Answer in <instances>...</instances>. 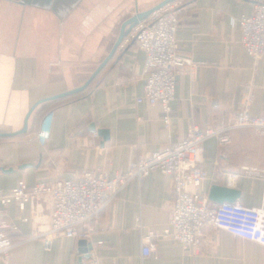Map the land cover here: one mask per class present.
<instances>
[{
    "label": "crops",
    "instance_id": "crops-1",
    "mask_svg": "<svg viewBox=\"0 0 264 264\" xmlns=\"http://www.w3.org/2000/svg\"><path fill=\"white\" fill-rule=\"evenodd\" d=\"M162 1L0 0V134L19 131L37 101L83 86L110 53L123 21ZM183 2L178 52L199 64L193 75L177 77L169 126L160 105L136 102L145 82L144 53L131 42L83 90L40 104L28 132L0 136V189L19 180L33 186L70 179L83 169L115 177L131 160L185 138L192 127L229 117L247 97L250 113L264 115V56L253 61L241 43L239 19L252 13L251 2ZM42 128L49 130L45 143L37 136ZM231 136L225 146L214 138L204 142L203 188L208 195L213 183L226 185L239 193L234 203L264 206V136L249 128ZM172 199L170 176L152 171L100 211L90 239L56 236L49 251L35 235L49 224L50 197L31 199L23 210L11 203L6 216L17 230L0 264H264L263 245L222 229H205L196 253L159 237ZM150 231L156 251L143 257L142 236Z\"/></svg>",
    "mask_w": 264,
    "mask_h": 264
},
{
    "label": "built area",
    "instance_id": "built-area-1",
    "mask_svg": "<svg viewBox=\"0 0 264 264\" xmlns=\"http://www.w3.org/2000/svg\"><path fill=\"white\" fill-rule=\"evenodd\" d=\"M249 1L252 13L239 19L241 43L247 55L257 61L264 56V0ZM183 3V0H175L153 10L139 20L118 45V49L123 50L133 42L143 51L145 82L143 94L136 102L160 105L165 127L170 124V103L175 98L177 77L184 72L193 75L199 64L178 52L176 31L180 26ZM250 103L247 97L229 117L217 123L210 121L203 127H192L185 138L169 141L159 150L131 160L127 169L115 177L97 169H83L70 179L37 182L33 186L19 180L10 190L0 189V257H7L14 245L11 234L17 226L6 216V208L11 203L23 210L31 199L50 197L49 224L35 235L42 238L43 248L49 251L56 236L90 239L94 220L112 198L130 181L142 182L155 170L170 176L173 194L168 225L159 237L177 241L183 251L196 253L204 241L205 229L211 227L264 246V206L213 203L203 188L208 178L201 166L207 139L214 138L218 145L225 146L231 143L232 132L240 128H249L264 136V115H252ZM48 119L50 115L45 117V122ZM48 135L47 128L37 134L42 143ZM81 225L84 229L80 231ZM154 236L152 231L142 236L143 257L156 251Z\"/></svg>",
    "mask_w": 264,
    "mask_h": 264
},
{
    "label": "water",
    "instance_id": "water-1",
    "mask_svg": "<svg viewBox=\"0 0 264 264\" xmlns=\"http://www.w3.org/2000/svg\"><path fill=\"white\" fill-rule=\"evenodd\" d=\"M174 0H163L162 2L158 3L157 5H155L154 7L146 10V11H142V12H136L134 15H132L131 17H129L128 19H126L125 21H123V23L120 26V30H119V35L117 37L116 42L114 43L110 53L107 55V57L104 59V61L99 65V67L95 70V72L91 75V77L85 82V84L77 89L74 90H70L67 91L65 93L56 95V96H52V97H47L44 99H41L39 101H37L27 112L25 119H24V124L23 127L17 131V132H9V133H1L0 136H13L16 134H20V133H26L29 131L28 129V122H29V118L32 114L34 113V110L42 103H49L52 102L54 100H57L61 97H65L67 95L73 94L75 92L81 91L83 90L85 87H87L91 81L95 78V76L97 75V73L103 68V66L107 63V61L113 56V54L115 53V51L118 49V45L123 41V39L125 38V36L131 31V29L137 24V22L141 19H143L144 17L148 16L153 10L161 7L162 5L171 2ZM91 128H93V126H90ZM238 191L236 189L230 188L226 185H219L217 183H213L210 187H209V191H208V199L209 201L213 202V203H217V204H222V203H234L238 197ZM80 245H85L87 246V250H91V245L88 244L85 240H81L79 242Z\"/></svg>",
    "mask_w": 264,
    "mask_h": 264
},
{
    "label": "bare ground",
    "instance_id": "bare-ground-1",
    "mask_svg": "<svg viewBox=\"0 0 264 264\" xmlns=\"http://www.w3.org/2000/svg\"><path fill=\"white\" fill-rule=\"evenodd\" d=\"M175 1V0H174ZM172 2V1H171ZM131 43V42H130ZM129 44V43H128Z\"/></svg>",
    "mask_w": 264,
    "mask_h": 264
}]
</instances>
